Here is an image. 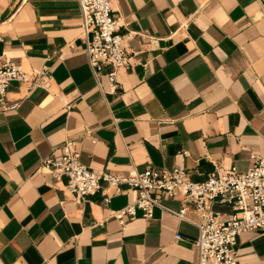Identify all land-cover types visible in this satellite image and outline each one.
Masks as SVG:
<instances>
[{
    "label": "crops",
    "instance_id": "1",
    "mask_svg": "<svg viewBox=\"0 0 264 264\" xmlns=\"http://www.w3.org/2000/svg\"><path fill=\"white\" fill-rule=\"evenodd\" d=\"M113 9L131 57L116 92L107 70L98 87L88 64L78 0H0V59L52 75L49 90L11 82L6 100L17 108L0 105V264H196L203 217L192 202L161 196L187 219L161 207L118 218L137 197L127 184L79 202L67 176L41 165L65 140L82 163L116 176L182 166L203 181L264 156V0H115ZM237 248L238 264H264V231H243Z\"/></svg>",
    "mask_w": 264,
    "mask_h": 264
},
{
    "label": "built area",
    "instance_id": "2",
    "mask_svg": "<svg viewBox=\"0 0 264 264\" xmlns=\"http://www.w3.org/2000/svg\"><path fill=\"white\" fill-rule=\"evenodd\" d=\"M115 0H78L81 9V29L88 64L102 87L100 76L106 71L110 90L119 89L118 75L130 67V55L125 47L122 24L115 16ZM2 32L0 30V41ZM28 84L29 90L41 87L49 90L52 75L48 68L28 73L15 60L0 59V105L5 110H15L17 103L8 104L7 92L11 82ZM81 153L72 140H65L58 151L41 161L55 176H67L68 186L77 201L104 190L105 186L119 188L127 184L137 191V197L122 210L114 212L118 218L129 214L131 218L139 209L142 217L152 218L154 209L161 207L181 219H187L186 207L179 210L162 203L161 196L175 198L179 194L192 202L202 217L199 234L194 242L196 264H238V236L243 231H264V156L252 152L250 165L245 172L236 166L227 171H215L203 181H195L182 166L148 167L128 176H116L108 171L97 172L80 160ZM105 194L103 200L110 202ZM225 202L233 212L225 217L212 210V202ZM180 237V235H177Z\"/></svg>",
    "mask_w": 264,
    "mask_h": 264
}]
</instances>
